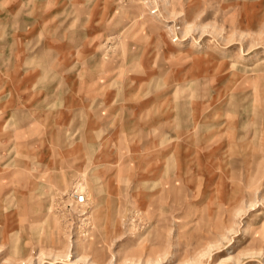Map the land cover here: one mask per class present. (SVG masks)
Instances as JSON below:
<instances>
[{"label": "rangeland", "instance_id": "374dc122", "mask_svg": "<svg viewBox=\"0 0 264 264\" xmlns=\"http://www.w3.org/2000/svg\"><path fill=\"white\" fill-rule=\"evenodd\" d=\"M26 15H39L40 28L23 36L38 32L59 53L45 67L56 74L51 95L71 89L86 102L65 122L45 113L26 124L15 113L18 124L0 125V264H264V0H45ZM142 47L155 54L152 79L174 82L179 101L194 96L163 124L176 147L162 165L151 162L157 151L129 153L137 138L126 137L146 135L153 117L136 115L138 93L129 100ZM91 83L103 100L117 89L112 104L124 105L106 113L99 101L120 145L98 155L99 165L110 159L99 173L86 129H76L88 121Z\"/></svg>", "mask_w": 264, "mask_h": 264}, {"label": "crops", "instance_id": "0c3cea01", "mask_svg": "<svg viewBox=\"0 0 264 264\" xmlns=\"http://www.w3.org/2000/svg\"><path fill=\"white\" fill-rule=\"evenodd\" d=\"M36 3L38 4L37 6H30L28 0H0V109L7 106L9 107L8 112L5 115L0 116V125L2 123L18 124L19 121L14 119L15 113H20L26 116V124L30 122H37V118L39 117L38 115L43 114L45 117V113L47 116H52V118L55 117V114L53 113H56V117H60L58 120L55 119L56 122H65L64 120H62V116L60 115L64 114L68 116L67 114L73 113V115H79L80 117L83 108L82 105H79L78 103H81L82 101L84 102V100L86 102V98L83 97V93L78 92L79 95L73 97L71 95L72 93H69L73 91L71 89H68V91L59 96L55 95V97H53V95H51V93L56 91L52 88L55 82L56 74H54V71L50 73V70H47L45 72V67L57 63V56L59 53H51L50 49L47 48V46L50 45L51 42L49 41V39H45V36L40 38L38 36V32L37 34L23 36V31H25L26 28L31 27L32 30L35 27L40 28L39 15L37 17L26 15L32 12H44L45 0H37ZM39 5L40 9L38 7ZM19 12L24 13L23 18L19 19ZM3 13L10 16V31L3 29ZM44 20H42L41 24H43ZM31 45L34 46L31 47ZM45 55H47V57L49 55L53 56H51L48 60H45ZM138 56V63H140L138 67L139 69L138 73L133 76V78H135V83L137 84V90L133 95L129 96V100L134 101L135 99L132 98H134L136 93H138L141 98L144 99V101H140L137 104L138 112L136 115H138V117H142L145 114L148 117L150 113H152L153 117L143 123V125H145L144 130L147 131L146 135L140 136L144 133L142 130H138L136 133H126V137L132 138V140H130V143H134L135 138H137V142L135 143V149L137 150H129V153H131L132 155L134 153L141 154L144 153V151L147 149H150L155 152L157 151L151 162H153L158 157L161 160L156 163H153L154 165H162L166 161L165 158L172 154L171 149L176 147L174 143L175 139L173 138L175 135V128H172L170 126L169 128H166V125L163 124H171L170 121L177 118V108L182 107L184 105H189L190 107L194 102V96L190 95L189 93L185 95V97L181 99V101H179L177 95L178 86L175 85L174 82L170 85H164L162 87L161 84L157 83L156 81L157 77H159L161 74L156 75V78L152 79V76H155L153 75L154 70L148 69L149 72L146 70V67H148L152 63H155V60L153 59L155 54L150 52L149 50H145L143 52L142 47V49L138 53ZM39 57L41 58V61L44 66H40L37 63ZM28 61H31V63L28 64ZM22 63L23 65L26 64V66H24L20 71L18 69V66L19 64L21 66ZM59 70L61 71V68L57 67L56 71ZM131 70H133V68ZM85 71L86 69L82 70L83 73ZM92 71L93 67H91L89 72L91 73ZM157 72L159 73V71ZM30 74H32V77L31 79H28V76ZM18 75L22 78L20 79V81L18 79ZM147 76H149V78H147ZM83 77H85V74ZM60 78H62V75L60 76ZM45 84H47L46 87ZM57 85H59V81ZM158 86L163 89H158ZM97 88V86H94V83H91V94L89 98V109L91 110H89L90 113L88 116V121L87 123L83 124V121H78L76 124V129L78 127H81V125L83 126V128L86 129V132L82 134L81 139L83 138L84 140H88V145L90 148L89 151H91L92 157L96 159L97 163L95 172L99 173V169L101 172L105 164L109 163L108 160L110 159L107 158L105 163L103 162L102 165H99L100 160L98 155H103V150L104 148H106V155L109 154L113 157L115 155V150L117 151V149L120 148V145L115 143L114 141V139L117 138H111L114 134L113 124H115V121L113 119H110V116H107L105 121L103 120L102 115L99 114L98 110L99 101L101 104L100 108L106 110V113H109L108 110L113 108H116L118 110L122 107L123 109L124 105L122 104V106H120L118 104H112L115 101V96H120L119 91L117 89H111L113 90L112 92L114 94L105 91L106 94L104 95L103 100V98H99L98 94H94V92L97 91ZM30 93H37V98H33V101H31L30 104H28L27 102L24 103L25 100L27 101V99H29ZM39 93H43V95H39ZM46 98L49 99L47 103L45 102ZM78 99L80 101L77 102ZM17 102L23 107L22 109H17ZM94 102L95 104H93ZM133 104L134 103H131L130 105L133 106ZM76 105L78 107H75L73 111L70 110V108ZM166 109H169L171 111L167 116H165V119H163V121L158 120V112L164 111ZM38 110L43 111L39 113ZM52 122H54L53 119ZM15 130L16 129H14V134L16 132ZM153 131H158L159 134H154ZM1 139L2 136L0 135V140ZM150 143L152 144V148H146ZM130 158L133 160V156H131ZM109 172H106V174H109ZM107 182H110L109 179ZM107 185L109 184L106 183V186Z\"/></svg>", "mask_w": 264, "mask_h": 264}, {"label": "built area", "instance_id": "2783aa9c", "mask_svg": "<svg viewBox=\"0 0 264 264\" xmlns=\"http://www.w3.org/2000/svg\"><path fill=\"white\" fill-rule=\"evenodd\" d=\"M76 196H77L78 200H82L83 199L82 194H76Z\"/></svg>", "mask_w": 264, "mask_h": 264}, {"label": "bare ground", "instance_id": "6f19581e", "mask_svg": "<svg viewBox=\"0 0 264 264\" xmlns=\"http://www.w3.org/2000/svg\"><path fill=\"white\" fill-rule=\"evenodd\" d=\"M42 212H43V211H42ZM24 253H25V252H24ZM15 257H16V256H15ZM26 257H27V256H26ZM26 257H25V258H26ZM21 259H22V258H21ZM17 260H18V259H17ZM21 263H22V261H21Z\"/></svg>", "mask_w": 264, "mask_h": 264}]
</instances>
